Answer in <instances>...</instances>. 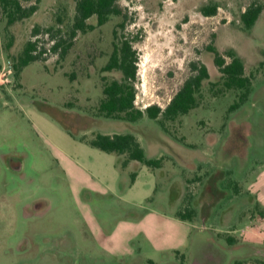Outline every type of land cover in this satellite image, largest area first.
I'll return each mask as SVG.
<instances>
[{
  "label": "rangeland",
  "instance_id": "374dc122",
  "mask_svg": "<svg viewBox=\"0 0 264 264\" xmlns=\"http://www.w3.org/2000/svg\"><path fill=\"white\" fill-rule=\"evenodd\" d=\"M19 1L37 11L9 25L0 0V264L264 262V0H119L120 15L91 18L94 30L75 38L80 0ZM253 4L263 11L247 32L241 16ZM48 33L70 48L16 77L26 44ZM124 39L137 56L138 109H165L194 64L210 74L197 107L163 125L101 117L104 84L123 78L102 69ZM209 46L244 62L252 89L236 111L241 91L223 86ZM127 133L162 168L124 169L87 143ZM179 212H192L190 233L169 242ZM148 215L161 216L157 239L142 229Z\"/></svg>",
  "mask_w": 264,
  "mask_h": 264
},
{
  "label": "trees",
  "instance_id": "16d2710c",
  "mask_svg": "<svg viewBox=\"0 0 264 264\" xmlns=\"http://www.w3.org/2000/svg\"><path fill=\"white\" fill-rule=\"evenodd\" d=\"M119 0H80L77 3L76 16L72 26V38H75L78 32L86 33L88 30H94V26L88 24V20L97 18L98 26L107 23L111 15H120L121 12L116 5ZM1 6L8 18V24L12 25L17 21L32 16L37 11V7L24 8L19 0H1ZM263 6L253 4L242 14L241 21L245 31L249 32L258 21L262 14ZM217 12L216 5L203 9L207 16H213ZM34 34L39 33V28H34ZM52 47V53L60 56L70 48V45L63 46L66 42L56 39ZM115 39L118 38L117 30L114 31ZM62 49V50H61ZM208 51L214 55V63L222 75L223 86L227 90H239L241 95L239 101L230 106L229 111H236L245 103L252 89V83L249 77L245 75V66L243 60L234 50H230L226 55H221L213 46L208 47ZM43 52H38V44L29 41L15 65L16 77H20L23 69L31 63L45 60ZM227 58L230 61H227ZM137 56L133 50L132 42L124 39L122 42L114 43V51L109 62L102 69L103 72L119 71L123 78L111 80L103 86V99L99 104L98 113L101 117L107 119H116L129 123H136L145 116L154 121H175L180 116H185L194 110L198 105V96L201 93L203 83L210 80V74L206 66L193 65L194 75H192L173 97L165 109L159 106H149L145 110L136 107V89L135 81L137 79ZM1 69V64H0ZM89 145L106 153H114L122 157L121 167L126 168L129 163L137 162L140 165L150 169L162 168L163 159L148 158L144 148L135 135L115 134L113 136L98 134L87 141ZM136 174H132V182ZM192 212L182 214L179 212L177 217L181 220H191ZM231 240V239H230ZM264 264V262H260Z\"/></svg>",
  "mask_w": 264,
  "mask_h": 264
},
{
  "label": "crops",
  "instance_id": "0c3cea01",
  "mask_svg": "<svg viewBox=\"0 0 264 264\" xmlns=\"http://www.w3.org/2000/svg\"><path fill=\"white\" fill-rule=\"evenodd\" d=\"M118 157H119V156H118ZM120 158H121V157H120ZM120 158H118V164H119L120 162H122V159H120ZM119 165H120V164H119ZM136 165H139V167H137ZM127 167H128V168H129V167L135 168V171H136V172L142 170V165H140V164L137 163V162H131V163H129V165H128ZM137 170H138V171H137ZM82 188H84V187H80V188H79V189H80L79 192L83 190ZM81 189H82V190H81ZM147 217H148V218L145 219L146 222H147V226H145V225L142 224V229L145 231V233H146L148 236L157 239V238L159 237V235L155 233V232H156V225H155V222H156V221L158 220V218H160L161 216L148 215ZM175 217H176V218L174 219L175 223L172 224V226H169V228H173L172 233L169 234V236H168L167 238H165V239L168 240L169 242H170V241H177V239H178L177 230H178V229L181 231V232H180V237H179L178 241L181 240V238L184 237V236H189V233H190V226L187 224L188 222H190V220H185V221H184V220H181V219H179V218L177 217V215H175ZM174 221L171 220L170 222H174ZM176 222H177L178 224H180V225H178L179 228H178ZM169 224H171V223H169ZM124 226H125V224L120 225V229L122 230V229L124 228ZM139 227H140V226H139ZM124 230H126V229H124ZM106 238H107V237H105V239H106Z\"/></svg>",
  "mask_w": 264,
  "mask_h": 264
},
{
  "label": "built area",
  "instance_id": "2783aa9c",
  "mask_svg": "<svg viewBox=\"0 0 264 264\" xmlns=\"http://www.w3.org/2000/svg\"><path fill=\"white\" fill-rule=\"evenodd\" d=\"M49 35H50L49 33L45 35V43L39 39L34 41L38 44V52H43L42 54L44 58L54 56L51 50H52V47L55 45L56 40L50 37ZM0 77L2 79L3 77L7 78V75L3 74V72L0 71ZM5 81H7V79L4 80V82Z\"/></svg>",
  "mask_w": 264,
  "mask_h": 264
}]
</instances>
